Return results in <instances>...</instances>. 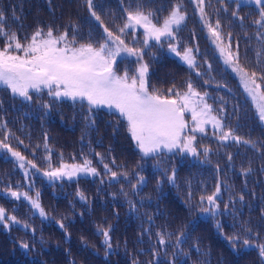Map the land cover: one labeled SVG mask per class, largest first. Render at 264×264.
Returning a JSON list of instances; mask_svg holds the SVG:
<instances>
[{"label":"trees","instance_id":"16d2710c","mask_svg":"<svg viewBox=\"0 0 264 264\" xmlns=\"http://www.w3.org/2000/svg\"><path fill=\"white\" fill-rule=\"evenodd\" d=\"M137 3L145 11L156 13L157 23L175 4H182L187 20L176 35L181 42L179 50L198 45L196 57L199 72L203 73L197 75L169 51L168 44L175 40L162 38L160 44L149 41L145 47L143 28L129 29L121 39L129 47L144 48L149 91L158 89L168 96L167 89L175 87L183 92L185 82L191 81L198 92L209 93L207 103L214 114L220 115L236 135L255 141L256 146L232 141L221 144L208 125L203 139L197 134L198 156L178 151L144 156L126 120L116 110L101 106L90 112L86 103L66 97L53 99L45 92L31 91L33 98L26 101L0 85V120L7 121V127L0 128V140L35 163L38 170L50 171L67 162L82 164L86 158L100 173L49 181L34 173L26 176L11 157L4 159L0 152V206L28 225L24 228L10 222L5 228L0 224V264H171L173 260L175 264H264L257 248L241 244L233 248L226 239L240 235L253 245L264 243V123L239 77L223 63L207 28L202 26L196 0H93V10L103 24L91 16L85 0H0V10L7 20L5 27L16 31L22 43L37 27L47 30L51 26L54 35L67 30L71 38L75 25L78 41L91 40L98 46L106 36L103 27L120 35L117 26H123L126 10L134 9ZM205 5L213 23L220 19L225 43L231 33L233 47L239 43L241 63L259 74L257 61L264 63V35H260L264 28L253 21L260 18V6L253 0H241L239 9L231 0H209ZM233 11L244 18L243 27L231 16ZM3 43L0 39V47ZM137 66L134 57L122 53L116 58L119 74L125 69L132 74ZM258 82L264 90V82ZM44 103L51 107H42ZM45 136L51 149V167L45 159L49 155L43 148ZM204 147L212 151L205 155ZM100 156L113 171L127 172L128 177L109 182ZM249 167L252 171L244 175L241 170ZM172 169L176 171L174 183L168 180ZM138 176H143L145 183L134 191ZM217 185L221 187L219 214L202 212L200 209L208 205L200 204V197L211 195ZM8 189L26 192L33 199L39 193L47 215L40 216L23 198L5 197L3 192ZM79 193L87 199L81 200ZM241 194L243 201L239 199ZM217 221L222 225L220 229ZM109 225L111 249L98 234L101 227ZM247 228L252 229V235L245 234ZM161 231L169 243L158 242L157 233ZM181 232L188 235L187 242L180 245L186 255L177 259L172 241ZM22 243L29 248H22Z\"/></svg>","mask_w":264,"mask_h":264},{"label":"snow or ice","instance_id":"6c2138e0","mask_svg":"<svg viewBox=\"0 0 264 264\" xmlns=\"http://www.w3.org/2000/svg\"><path fill=\"white\" fill-rule=\"evenodd\" d=\"M231 2L236 4L237 9L241 7V0H231ZM253 2L260 6V18L253 23L264 28V0H253ZM85 3L91 11V16L103 24L101 17L93 10V0H85ZM196 6L199 9L201 24L207 28L209 38L216 45L224 63L238 74L245 90L255 102L259 120L264 122V90H262V85L257 83L258 80L264 82V63L257 61L260 68L259 74L255 70L250 71L246 68L241 63L239 43L237 42L234 48L231 40L232 34L228 33V42L225 44V38L220 30L221 21L216 18L213 23L205 10V0H196ZM181 9V3L175 4L168 16L163 18L162 22L157 23L154 22L158 19L156 13L151 10L145 11L137 3L134 9L126 10L123 26H117L120 35L110 31L107 26L103 27L106 36L103 43H99L98 46L91 40L87 43L78 41L76 37L79 35V31L75 25L71 38H69L67 30L54 35L55 30L51 26L47 27V30L43 27H37L30 37H24L26 42L22 43L16 31L5 27L7 20L3 10H0V39L4 42L3 46L0 47V85L10 90L13 96L22 97L26 101H31L33 98L31 90L41 93L47 89V94L53 99L66 97L73 102H80L81 104L86 102L90 112L93 108L101 106H107L110 109L115 108L126 120L128 131L144 156H158L163 152L173 153L174 151L198 156L200 149L197 147V134H201V139H203V134L207 132L208 125L212 126V135L221 144L232 141L255 147V141L236 135L231 127L225 125L220 115L214 114L212 105L207 103L209 93L198 92L191 81L185 82L186 91L181 92L175 87L167 89L168 96L162 95L158 89L149 91V64L144 61V48L129 47L121 39V36L127 34L129 29L143 28L144 40L142 43L145 47H148L149 41L160 44L162 38L168 41L175 40V43L168 44L169 51L179 56L189 69L195 70L197 75L202 76L203 73L199 72L196 57L199 46H185L182 52L179 50L181 42L176 39V35L182 26H186L187 20V13ZM231 16L240 21V26L243 27L244 18L239 16L238 11L231 12ZM260 35H264V33ZM122 53L127 57L135 58V63L138 66L132 74L127 69L122 74L116 71V58ZM207 69L211 70L210 64L207 65ZM42 107L50 108L51 105L44 103ZM219 111L223 112V109L221 108ZM185 113H190L191 124L185 120ZM6 127L7 121L0 120V128ZM19 143L22 144L23 141H19ZM43 148L45 152L49 153L45 159L49 161L51 167V149L47 144V136H45ZM210 151L212 149L209 147L203 148L205 155ZM0 152L3 153L4 159H7L10 153L11 157L15 158L17 167L22 169L26 176L30 175V168H37L35 163L27 160L4 140H0ZM96 155L99 156L100 154L97 153ZM231 159L232 157L229 155L228 160L231 161ZM103 160L104 157L100 156L103 169L109 174V182L118 181L121 176L128 177L127 172L113 171L109 164L103 163ZM112 163L115 164V158H112ZM163 171L166 172L167 170L163 169ZM241 171L247 175L252 169L249 167ZM80 173L100 176L97 168L92 166V161L86 158L82 164L62 163L59 168L46 171L44 175L49 180L55 181L64 177L71 179ZM175 179L176 171L172 169L168 180L174 183ZM144 183L145 178L138 176L137 184L133 185V190L136 191L137 187ZM124 194L127 195V193ZM3 195L16 200L23 198L30 202L31 209L38 210L40 216L47 215L40 205L39 193H37V199H33L26 192L11 189L4 191ZM78 195L81 200L87 199L83 193ZM220 195L221 187L217 185L211 195L201 196L200 204L206 203L208 207L200 210L219 214L220 204L217 201ZM239 199L243 201L244 196L241 194ZM129 203L131 204V202ZM134 207L135 205L132 204V208ZM228 207L226 204L225 210H228ZM10 222L22 224L24 228H28L26 223L20 221L15 215H9L7 210L0 206V224L8 228ZM60 227L63 228L64 225L61 223ZM216 227L218 229L222 227L219 221H217ZM32 231L34 232L35 229ZM111 231V225L107 228L101 227L98 230V234L104 237V244L107 249L112 248ZM244 231L246 235L253 234L251 228L244 229ZM157 236L160 244L169 243L163 231L158 232ZM187 238L188 235L181 232L172 241L177 249L174 253L177 259L186 255L180 245L186 243ZM226 239L233 248L236 244H241L246 248H257L262 261H264V243L253 245L249 239L240 235H233L226 237ZM21 247L28 249L29 245L22 243ZM197 251H199L198 248ZM171 264H175V260Z\"/></svg>","mask_w":264,"mask_h":264},{"label":"rangeland","instance_id":"374dc122","mask_svg":"<svg viewBox=\"0 0 264 264\" xmlns=\"http://www.w3.org/2000/svg\"><path fill=\"white\" fill-rule=\"evenodd\" d=\"M205 2H209V0H205ZM226 40H227V42H228V38L226 37ZM227 42L225 43V44H227ZM222 59H223V57H222ZM223 61V63H224V60H222ZM225 64V63H224ZM226 65V64H225ZM226 66H228V65H226ZM233 71V70H232ZM234 72V71H233ZM235 73V72H234ZM237 76H238V74L237 73H235ZM239 77V76H238ZM239 80H240V78H239ZM241 82V81H240ZM257 83H259L258 81H257ZM241 84H242V82H241ZM242 87H243V90H244V92L246 93V95L251 99V101H252V104H253V106L255 107V109H256V112H257V114H258V111H257V108H256V105H255V102L252 100V98L250 97V95L247 93V91L245 90V88H244V86H243V84H242ZM32 92H35V90H31ZM43 92H45L46 94H47V89H44L43 90ZM86 103V102H85ZM87 104V103H86ZM102 107H105V108H108L107 106H102ZM108 109H110V108H108ZM111 109H113V110H116L115 108H111ZM117 111V110H116ZM185 120L186 121H188L189 122V124H191V115H190V113H185ZM264 123V122H263ZM134 140V139H133ZM134 142H135V140H134ZM135 144H136V142H135ZM137 146V145H136ZM139 149V148H138ZM140 150V149H139ZM141 151V150H140ZM8 156L9 157H11V155H10V153L8 154ZM14 161H15V158L14 157H11ZM16 163V162H15ZM65 164H69V165H72V164H79V163H75V162H73V163H65ZM20 169V168H19ZM21 171L23 172V170L21 169ZM44 172H46V171H42V170H37V169H29V173L30 174H32V173H34V174H38V175H41L44 179H48L49 180V178L47 177V176H45L44 175ZM24 173V172H23ZM80 174H82V173H80ZM84 174V173H83ZM49 181H52V180H49Z\"/></svg>","mask_w":264,"mask_h":264}]
</instances>
